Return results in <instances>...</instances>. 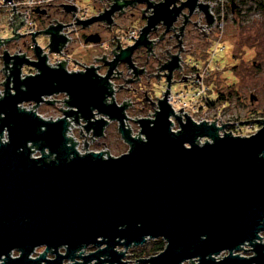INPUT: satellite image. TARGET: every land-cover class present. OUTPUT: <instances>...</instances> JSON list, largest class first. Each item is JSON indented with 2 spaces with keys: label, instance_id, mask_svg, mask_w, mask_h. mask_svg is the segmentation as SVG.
<instances>
[{
  "label": "water",
  "instance_id": "1",
  "mask_svg": "<svg viewBox=\"0 0 264 264\" xmlns=\"http://www.w3.org/2000/svg\"><path fill=\"white\" fill-rule=\"evenodd\" d=\"M6 1L11 2L4 0L3 4ZM115 1L112 9L78 23L110 22L114 9L131 3ZM173 1L154 7L148 26L118 59L128 60L151 24L163 19L169 25L181 6L192 10L196 2L186 0L168 10ZM200 6L212 23L208 6ZM12 8L8 24L12 36L4 38L5 43L24 35L17 30L24 24L25 13H15L14 5ZM61 29L62 24L56 22L30 32L31 38L44 34L48 52H59L67 40L59 33ZM33 48L36 61L16 51L10 56L4 50L2 55L10 73L0 96V137L3 130L8 137L0 140V264H128L122 260L127 248L157 238L165 241L163 249L136 263L264 264V243L257 241L264 231V119L247 120L261 126L248 136L224 132V125L214 121L190 118L172 131V109L159 100L154 119H139L140 130L133 136L124 127L123 108L104 101L110 70L100 77L93 68L71 73L63 65L51 68L45 63V53L40 54L41 48ZM22 64L35 66L38 73L20 78ZM110 64L109 69L114 62ZM58 92H66L67 104L75 109L65 110L56 120L38 115L36 107L42 96ZM22 102H34L33 108H21ZM94 110L119 121L118 131L128 144L125 153L111 156L108 151H76L77 142L66 136L67 116L74 115L75 119L69 118L75 124L80 116L86 121L82 126L86 130L93 127L100 136L106 121H91ZM219 130L224 133L220 135ZM200 138L205 139L200 142ZM87 144L84 140L81 149L87 150ZM34 149L39 156L32 155ZM244 244L252 247V256L238 253ZM40 246L43 251L31 256ZM89 246L95 250L84 253ZM118 246L124 249L118 250ZM224 251L226 255L217 257Z\"/></svg>",
  "mask_w": 264,
  "mask_h": 264
},
{
  "label": "flooded vegetation",
  "instance_id": "2",
  "mask_svg": "<svg viewBox=\"0 0 264 264\" xmlns=\"http://www.w3.org/2000/svg\"><path fill=\"white\" fill-rule=\"evenodd\" d=\"M98 1L101 7H99L97 13L91 17L99 16L112 9L116 2L115 0ZM164 1L165 0H131L130 4L113 10L109 16L110 22H108L106 19L96 20L87 26H82V24L78 23V21H83L91 17L86 16L85 12L84 15H80L79 13H81V9L74 5L72 6L74 9L69 11H66L64 7L63 9H59L54 8V6H50L45 10V13L37 12L32 14L34 23L36 25L41 24L44 26L42 29H35L34 32L55 25L54 22H59L62 24V28H65L67 34V41L69 44L66 47L65 56L62 57V59H64L63 62L57 67H52L45 61L46 65L51 68H58L63 65L64 69L69 73L78 71L83 72L87 68H93L94 73L100 77L105 76L110 70L107 79L109 93L106 94L104 101L106 104L114 103L117 107L123 108L122 112L125 115L123 119L124 127L129 128L132 133H136L140 129L138 122L139 119H154L155 113L159 109V100H165L172 109V113L169 116L171 126L178 127L180 129L181 124L185 123L187 118H190L194 122H197L199 119H202V121H206L208 123L214 121L216 125H218V116L208 118L205 116L206 114H201V112L202 110H205L206 107L212 108L215 103L220 101L224 102L228 98V96L224 97L222 92H216L218 96V98L215 100L216 102L211 101L206 96L210 90L207 83H205V78L208 77L207 75L210 72L207 70L209 65L208 58L210 44L211 39L217 33L214 23L216 20V15L220 11V7H218L219 3L212 7L211 0H196L192 10H190L188 6H181L182 2L186 0H174L168 6V10L175 9L180 6L181 8L175 15L173 21L169 25H166L163 19H159L154 24H151L143 37V42L131 49L128 60L117 58L122 50L129 49L130 46L135 44L136 40L141 34V30L148 26V20L154 14V7L160 3H163ZM239 1L240 0H229L228 7L231 10V13L234 15H236L235 13L239 15L241 14V11H243L240 8L241 5L239 4ZM226 2L228 1L226 0L225 3ZM201 4L208 6L207 11L212 17V23L209 24L207 22L205 13L200 6ZM254 6L260 13L264 15V0H254ZM223 7L226 9L227 5ZM134 10L139 11L143 23L137 28H123L122 35L114 34L112 30H116L115 27L118 25L117 22H115L116 18L119 19L121 17L127 16L133 17L134 15L132 12ZM56 12L61 13L62 15H67L68 20L63 21L61 19L55 18L53 14ZM164 13L166 14V12ZM73 17L76 18V21L75 24L70 27L69 23ZM95 22L102 24L105 29L112 31L108 36L107 42L103 41L100 34L96 31H89L85 33L82 32L83 29H87ZM7 26L11 32L8 23ZM130 29L137 30V35L133 41H129L127 38V33ZM74 35H77V38H75ZM11 36L12 33H10V35L7 37ZM23 38H29L34 47L35 45H38L35 38H31V36H21L20 38L11 40L7 43L3 42L4 37L0 36V52L4 50H11L8 48L9 43H17ZM88 38L98 40L94 42L87 40ZM75 41L83 44L93 43L99 45L104 47V51L94 56L90 63L73 60L69 57L68 53L70 51V44ZM23 45L25 46L26 42H23ZM38 46L40 47V45ZM50 56H54L52 52ZM31 58L32 59L28 60H37V55L34 52V48L32 49ZM191 59L195 61L196 59H201L203 64L198 65L196 62L192 63ZM111 62H114V65L111 69H109ZM0 65V86L4 89L2 83L6 80V77L10 72H7L8 67H5L2 57H0ZM24 67H26V70H24ZM21 68L22 73L25 75H34L38 73V70L33 65L31 66L22 64ZM21 71L20 78H23L25 75L22 77ZM195 77L200 78L203 84H205L204 92L199 97L200 100H198L197 104H194L192 100L187 99L177 101L175 99V95L179 94L180 92L183 93L187 89L173 93L171 91L172 84L175 82H181L184 83L186 88H190ZM154 81H157L158 84L164 83L165 85L161 95L158 97L151 96L150 94L149 85ZM11 84L12 83H10V85ZM207 98L210 100V102L207 100ZM68 100L69 96L66 92L43 95L42 100L39 102L36 109L38 110L39 106L41 105L51 107L54 112L48 116L52 118H58L64 115V111L66 109V111L75 109L74 107L72 108L67 104ZM22 103L28 105L30 104V102ZM31 104H34V102H31ZM196 105H198V107ZM67 117L75 119L74 115ZM104 117L105 118L102 119L106 121V124L103 126L102 134L97 136L94 134L93 127H91L89 130H86L84 127L81 129L80 125L82 124V120L79 116L78 121L80 124L78 127H76L77 131L76 129L73 130L74 134L76 131V138L79 140H89L90 144H94L98 139L107 135H111L115 131L119 133V121L117 119L110 118L108 115H105ZM93 121L95 122V120ZM221 123V125H224L225 129L226 127H229L227 125L229 121H226L227 124L223 123V121ZM88 248H92V246H89ZM251 249V246L245 247L243 245L242 250H240V255L244 257L252 256L254 253ZM247 252L249 254L246 255L245 253ZM138 259L140 258H136L135 260L137 261Z\"/></svg>",
  "mask_w": 264,
  "mask_h": 264
},
{
  "label": "rangeland",
  "instance_id": "3",
  "mask_svg": "<svg viewBox=\"0 0 264 264\" xmlns=\"http://www.w3.org/2000/svg\"><path fill=\"white\" fill-rule=\"evenodd\" d=\"M225 1L226 0H220V2H218L220 11H224L225 20L222 31L217 30V33L211 39L208 58L209 65L207 68L210 72L207 75L208 77L205 78V83H207L210 89L206 96L211 101H215L218 98L216 92H222L224 97L228 96V100L215 103L212 108L206 107L205 110H202L201 114H206L205 116L208 118L218 116L217 124L219 126L222 124V121L223 123L229 121L231 124H227L229 127H226V129L224 127V132H231L233 135L248 136L255 133L261 126L260 124L247 120L264 119V15L255 8L253 0H241L242 3L239 2L241 5L240 8L243 10L239 15H237V13H235L236 15L232 14L228 7L229 0H227V4ZM75 2L81 9V13L79 14L84 15L85 12V15L90 17L95 15L98 8L101 7L98 0H75ZM225 5H227L226 9L223 7ZM5 10L6 8L1 11L3 14L0 13V36L4 38L11 33L7 26ZM132 14L134 15L133 17L127 16L119 19L116 18L115 22H117L118 25L115 27L116 30H112L114 34L122 35L123 28H137L143 23L138 10H134ZM53 15L55 18L63 21L68 20L67 15H62L57 12ZM43 27L44 26L41 24L36 25V29H42ZM134 30L137 32L136 29ZM89 31L98 32L102 37V40L105 42H107L108 36L112 32L105 29L103 25L98 22L93 23L87 29H83L82 32L85 33ZM74 37L77 38V35H74ZM35 40L41 47H45L48 43V37L44 34L36 35ZM23 42H26L25 46L23 45ZM29 42V38H23L17 43H9L8 48L12 49L17 45L28 55L32 56ZM102 51H104V47L99 45L93 43L83 44L75 41L70 44L68 55L73 60L90 63L92 58L97 54H100ZM191 60L192 63L196 62L198 65L203 64L201 59H196V61L193 59ZM24 70H26V67H24ZM192 82L194 83V81ZM202 85L205 87L203 82ZM203 86L202 89H204ZM164 88V83L158 84L157 81L151 82L149 85L150 94L155 97L160 96ZM186 89L188 94L183 96L186 98L182 99L192 100L194 104H197L198 100H200L198 94H196L198 97H191L192 91L190 88H186L184 83L175 82L171 87L173 93L184 91ZM196 89H199L200 91L199 86L196 87ZM196 106L198 107V105ZM37 111L43 117H47L54 112L51 107L46 105L39 106ZM73 129H76L77 131V128ZM236 129L238 131H235ZM223 131L219 130V134L221 133L220 135H222L224 133ZM87 141L89 149L108 151L111 156H119L128 150V144L123 141L119 133L116 131L111 135L98 139L94 144H90L89 140ZM79 142L81 145L83 140H80ZM38 154V151L34 152V155ZM260 236L262 237L261 240L257 241L264 243V231L260 232ZM149 242L152 243V239L142 245L145 250L148 249ZM246 244H244L245 247H250ZM142 246H132L127 248L125 251V257L122 260L127 261L128 264H141L136 263L135 259L138 258L137 254ZM43 249V246L37 247L33 256L36 257L43 251ZM94 249L95 248L93 247L87 248V252H91V250ZM117 249L123 250L124 248L118 246ZM63 251L64 249H60V252ZM17 253V251H14L13 255L16 256ZM223 253L226 255L227 251H224ZM153 254L156 253H152L151 255ZM245 254L247 255L249 253L247 252ZM47 256L49 258L53 257L50 253H48ZM64 262H69V260H65ZM183 264L192 263L185 261Z\"/></svg>",
  "mask_w": 264,
  "mask_h": 264
},
{
  "label": "built area",
  "instance_id": "4",
  "mask_svg": "<svg viewBox=\"0 0 264 264\" xmlns=\"http://www.w3.org/2000/svg\"><path fill=\"white\" fill-rule=\"evenodd\" d=\"M210 1V0H209ZM4 0H0V13L3 14L1 11L6 8V17H7V23L9 24L10 21L12 19V17L10 15H12L14 13V10H12V6L14 5V9H15V13L19 12V13H25L23 14V18L25 19L24 21V24H22L17 32H19L20 34H24L22 36H31V33L30 32H34V30L36 29V24L34 23L33 19H32V14L33 13H37L35 12L36 10H46L48 9V7L50 6H54V8H59V9H63L64 6H77L76 5V2L75 0H11L10 1H6L4 4H3ZM218 2H220V0H211V4H212V7H214ZM78 7V6H77ZM223 8V7H222ZM7 10H10V11H7ZM223 11V10H222ZM9 14V15H8ZM27 16V17H26ZM18 18H22V16H18ZM224 20H225V17H224V11L221 12L219 11V13L216 15V20H215V23H214V26L215 28L218 30V31H222L223 29V26H224ZM76 21L75 17H73L71 19V25H69L70 27H72L74 25V22ZM69 23V24H70ZM54 24H56V22H54ZM9 28L11 29V27L9 26ZM60 34H63L66 38H67V34H66V31H65V28H62L60 31H59ZM136 37V31L134 29H130L127 33V38L129 41H133ZM68 40V39H67ZM66 40L65 42V45H63L61 47V49L59 50L60 54L58 51L57 52H52L53 53V57L50 56L51 52H48L49 50V47L48 46H45V47H41V55H43V53H45V55L47 56V59H46V63L47 64H50V66L52 67H57L58 65L55 64V63H58V62H61V59L63 56H65V50H66V47L67 45L69 44L68 41ZM33 46L32 45V42L29 43V48L33 49ZM8 52V54L10 56H13L14 55V52L16 51L17 55H21L24 53V56L27 58V59H32L30 55H28L24 50H22V48L18 47V46H15L14 48H12L11 50H6ZM3 55V51L0 52V57H2ZM64 60V59H62ZM12 61V59L10 60ZM9 67L12 66V63L9 62L8 64ZM22 70V68H21ZM9 72V69L8 71ZM25 74L22 73L21 71V76L23 77ZM200 87V91L199 89H196V87ZM202 80L200 78H197L195 77L194 78V83L192 82L191 84V97L195 96V97H200L202 95V93L204 92V89H202ZM204 87V86H203ZM4 89L0 86V96H3L4 94ZM186 94H188V91L186 90L185 92H180L179 94L175 95V99L177 101H181L182 98H186V97H183L185 96ZM198 94V96L196 95ZM188 96V95H187ZM34 104H23V103H20V107L21 108H24V109H32ZM67 110V109H66ZM36 112L38 115H40L41 117H43L36 109ZM94 115H93V118L91 117L92 121L95 119H100L101 118H105L104 116L105 115H101V114H98L95 112L94 110ZM64 116V115H62ZM61 116V117H62ZM43 118H46V119H50L49 116L47 117H43ZM60 118V117H58ZM52 120H56L57 117H51ZM90 119V120H91ZM67 120L69 121V124L68 125V128H67V131H66V136H70L75 142H77V144H75V149L78 153L80 154H83L87 151H103V150H91L89 149V144H87V150L85 148L81 149V146L84 145V140H83V143L80 145V140L76 138L74 132H73V128H76L79 126V124H75L74 120H71V118L67 117ZM81 129H82V125H85L86 124V121L83 120L81 118ZM202 121V119H199L197 122H200ZM72 125V126H71ZM69 129V130H68ZM171 129L172 131H177L179 130L178 127H174V126H171ZM238 129V128H237ZM235 130V131H238V130ZM140 130V129H139ZM139 130L136 132V133H132L131 132V135L135 136V135H138L137 133L139 132ZM221 134V133H220ZM0 140L1 142H4V141H7L8 140V137H7V131L6 130H3L2 132V137H0ZM200 142H203L204 139L203 138H200L199 140ZM86 143H88V141L86 140ZM38 151L37 149H34L32 155L33 156H39L38 155H34V152ZM39 153V152H38ZM105 156H107V153H105ZM84 253H88L87 252V248L84 250ZM240 254V251L238 252ZM225 255L224 253H221V255L217 256V257H220V256H223ZM33 256V254H32ZM195 260H193L194 262Z\"/></svg>",
  "mask_w": 264,
  "mask_h": 264
},
{
  "label": "trees",
  "instance_id": "5",
  "mask_svg": "<svg viewBox=\"0 0 264 264\" xmlns=\"http://www.w3.org/2000/svg\"><path fill=\"white\" fill-rule=\"evenodd\" d=\"M239 2L242 3L241 0ZM253 4H254V0H253ZM207 100H208V98H207ZM227 100H228V98H227ZM208 101L210 102V100H208ZM164 246H165V241L162 238L152 239V243L149 242L148 249L145 250V248H143V246H142L140 248V251L137 254V256H138V258H141V256H148V255H151L152 253H157V252L161 251Z\"/></svg>",
  "mask_w": 264,
  "mask_h": 264
}]
</instances>
